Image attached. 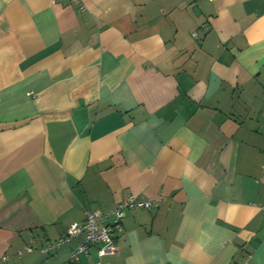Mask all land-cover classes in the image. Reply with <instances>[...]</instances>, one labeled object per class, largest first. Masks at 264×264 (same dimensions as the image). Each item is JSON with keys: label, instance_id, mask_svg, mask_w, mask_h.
<instances>
[{"label": "crops", "instance_id": "1", "mask_svg": "<svg viewBox=\"0 0 264 264\" xmlns=\"http://www.w3.org/2000/svg\"><path fill=\"white\" fill-rule=\"evenodd\" d=\"M262 173L264 0H0V264H264Z\"/></svg>", "mask_w": 264, "mask_h": 264}, {"label": "built area", "instance_id": "2", "mask_svg": "<svg viewBox=\"0 0 264 264\" xmlns=\"http://www.w3.org/2000/svg\"><path fill=\"white\" fill-rule=\"evenodd\" d=\"M195 35V31H193ZM264 179V173H262ZM151 200L129 193L121 200L116 202L108 211L86 210L85 217L81 221L71 222L61 234L53 241H46L41 247L42 252H47L52 247L58 246L62 243L71 241L74 237L82 236V240L73 246L68 255L67 260L76 263L80 257L86 255L90 247L94 244L100 243L98 248L99 255L106 253H113L116 251L115 231L119 228L121 219L128 209L135 208H150ZM23 250L31 251L32 247L25 246ZM22 250H18V253ZM5 256L2 257V260ZM242 264H250L247 261Z\"/></svg>", "mask_w": 264, "mask_h": 264}]
</instances>
